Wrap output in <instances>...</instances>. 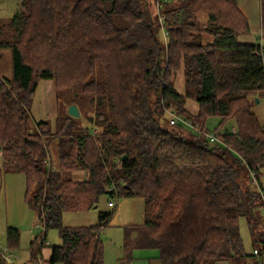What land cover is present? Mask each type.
<instances>
[{"label": "trees", "instance_id": "16d2710c", "mask_svg": "<svg viewBox=\"0 0 264 264\" xmlns=\"http://www.w3.org/2000/svg\"><path fill=\"white\" fill-rule=\"evenodd\" d=\"M172 1L155 0L164 7L163 27L148 0H20L10 19L13 38L0 43L12 55L11 79H0V174H22L44 238L58 231L61 243L43 264H103L98 231L113 211L99 212L88 227H65L61 217L112 197L111 187L143 200V225L124 229L127 261L139 248L157 250V264L243 259L241 217L252 244L264 247V234L255 232L264 207V126L248 108L264 93V48L237 42L248 22L235 0ZM182 69L183 94L174 88ZM41 79L60 94L71 91V104L88 102L89 127L71 115L53 133L43 120L31 123L28 106ZM169 112L195 128L163 121ZM212 118L219 142L204 139ZM76 171L86 179H73ZM5 240L17 249L19 230L8 227ZM38 241L24 264L41 258ZM0 264L11 262L0 254Z\"/></svg>", "mask_w": 264, "mask_h": 264}, {"label": "rangeland", "instance_id": "374dc122", "mask_svg": "<svg viewBox=\"0 0 264 264\" xmlns=\"http://www.w3.org/2000/svg\"><path fill=\"white\" fill-rule=\"evenodd\" d=\"M235 2L248 22V30L238 33L236 37L237 42L254 43L264 48V0H235ZM19 3L20 0H0V43L10 42L13 38V31L8 25L16 11L20 10ZM177 4V0H173L168 6H175ZM157 5L155 0H148L147 9L152 17L161 16L164 19V7L162 6L160 10L156 8ZM171 20V18L168 19L169 22ZM198 21L201 26L204 25V16L198 17ZM159 23L163 27L164 22ZM158 36L161 41L166 42L167 39L163 31H160ZM203 39V42H210L211 37L204 36ZM262 61L264 62V52ZM11 67L12 55L9 47L0 46V78L2 80L11 79ZM174 79L175 90L183 94L185 81L183 69L176 74ZM37 83V88L32 94V100L28 106L30 121L31 123L45 121L48 125L49 132L53 133L62 118L70 116L68 108L71 105V91L66 92V94H60L51 79H41ZM248 105L249 111L258 119L259 124L264 126V93L249 98ZM75 106L79 111L78 124H80L82 129L89 127L88 116L93 113L91 105L84 101V103H79ZM186 107L191 111H195L197 108L195 102L189 99L186 101ZM163 119V121H167L169 115L166 114ZM218 121L217 118H212L207 121L206 128L210 133L213 132ZM74 173L72 172L71 174L73 178ZM261 182L264 189V171L262 172ZM25 191V177L22 174L7 173L0 175V249H8L7 241L5 240L7 228L12 227L19 230L20 241L18 248L15 250L8 249L6 252V254L10 253L13 256L10 261L11 264L27 262L30 255L31 242L41 237L44 231V227L41 225L36 213L28 207L25 201ZM108 201V195L103 194L96 206L85 212H65L61 217V224L69 228L88 227L89 225L96 224L99 212L113 211L111 219L98 231V235L103 242V264H157L154 258L157 257L158 251L151 248L133 249L131 252L132 259L129 261L126 260L127 251L124 250V229L130 226L136 227L143 225V200L139 197H126L121 194L113 208L108 207ZM260 218V227L264 228V216L261 214ZM240 219L241 236L246 239L244 251L249 254V257L245 256L243 259H232L230 261L231 264H239V260L252 263V260L255 258L252 257L251 246L253 245L259 252L264 248L260 242L254 241L253 244L251 243L249 240L250 231L247 220L245 217H241ZM37 227L39 228L37 229ZM133 233L131 230L129 235L132 237L134 235ZM45 239L48 246L41 250L44 257L45 252L51 246H58L61 243V238H59L56 229L46 231Z\"/></svg>", "mask_w": 264, "mask_h": 264}, {"label": "built area", "instance_id": "2783aa9c", "mask_svg": "<svg viewBox=\"0 0 264 264\" xmlns=\"http://www.w3.org/2000/svg\"><path fill=\"white\" fill-rule=\"evenodd\" d=\"M157 7H158V5H157ZM157 7H156V8H157ZM158 20H159V22H162V23H163V20H164V19H162L161 16H160V17L158 16ZM0 79H1V78H0ZM168 115H169V119H168V121H169L170 124H172V125H177V124L180 123V124H183V125L185 124L186 126H191L193 129L195 128V127H193V126L190 124L189 121H186V120L183 119L181 116H178V115L174 114L173 112H169ZM230 132H232V133H235V132H236L234 126H231V127H230ZM203 135H204V139H205V140H210L211 142H213V141L219 142L217 131H213L212 133H206V132H204ZM46 164H47L48 168L55 169V166H54V164L52 163V161H51V157H50V156H48V157L46 158ZM249 176L251 177V183H252V185H253V186H257L256 176H254L253 173H250ZM109 191H111V192L113 193V196L109 198V201L107 202V205H108V207L113 208V207H115V205H116V201H117V199L119 198V194L117 193L116 189H114L113 187H111V188L109 189ZM114 199H115V200H114ZM41 225H43V224L41 223ZM43 227H44V225H43ZM38 228H39V227H37V229H38ZM44 233H45V227H44V231H43V233H42V236L39 237L38 239L40 240V243H43V245L46 246V245H47V242H46V239L44 238ZM6 252H7L6 249H5V250H4V249H3V250L0 249V254H1L5 259H7L8 261H11V258H12L13 256H12L10 253H9V254H6ZM254 254L257 255V254H258L257 251H254ZM29 264H43V263H42L41 258L38 257L34 262L29 263Z\"/></svg>", "mask_w": 264, "mask_h": 264}, {"label": "crops", "instance_id": "0c3cea01", "mask_svg": "<svg viewBox=\"0 0 264 264\" xmlns=\"http://www.w3.org/2000/svg\"><path fill=\"white\" fill-rule=\"evenodd\" d=\"M1 175V174H0ZM74 178L73 179H76V180H85L86 179V177H87V173H85V172H83V171H76L74 174ZM261 177H262V174H261ZM260 186H261V189L264 191V189H263V186H262V182H261V178H260ZM263 204H264V202H263ZM261 214L264 216V207H262L260 210H259V215L261 216ZM248 224V223H247ZM256 227V232H258V233H263L264 234V228H261L260 227V221L258 222V224H257V226H255ZM242 231H241V227H240V233H241ZM241 235H242V233H241ZM242 240H243V247H245V245H246V239L244 238V237H242ZM249 240L251 241V243H252V235H251V233H250V235H249ZM48 246V243H47V245H46V247ZM46 247H43L42 249H44V248H46ZM252 247V257L253 258H255L254 260H252V263H250L249 261H246V262H244L243 260H239L240 261V263L239 264H264V250H262L261 252H259L257 255H255L254 254V251L256 250L255 249V247L252 245L251 246ZM41 249V250H42ZM41 250H40V253H41V256H42V258H41V260L43 261V263H45L46 262V260L49 258V256H50V249H48L46 252H45V257L43 256V253L41 252ZM29 259L27 260V262H30V261H32V253H30L29 252ZM246 254V257H249V254H247V253H245ZM27 262H25V263H27ZM22 264H24V263H22ZM215 264H231V263H229V262H227V261H224V260H217V262L215 263Z\"/></svg>", "mask_w": 264, "mask_h": 264}, {"label": "water", "instance_id": "95a60500", "mask_svg": "<svg viewBox=\"0 0 264 264\" xmlns=\"http://www.w3.org/2000/svg\"><path fill=\"white\" fill-rule=\"evenodd\" d=\"M68 110H69V115L73 117H79V111L77 110L74 104H71ZM122 159H125V156H123Z\"/></svg>", "mask_w": 264, "mask_h": 264}]
</instances>
